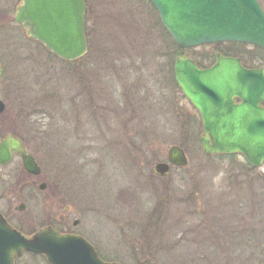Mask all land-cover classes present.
I'll return each instance as SVG.
<instances>
[{
    "label": "rangeland",
    "instance_id": "obj_1",
    "mask_svg": "<svg viewBox=\"0 0 264 264\" xmlns=\"http://www.w3.org/2000/svg\"><path fill=\"white\" fill-rule=\"evenodd\" d=\"M20 3L0 0V127L41 138L38 159L64 178V189H8L0 171V209L24 230L56 222L72 228L77 219L76 231L102 259L120 264H264V165L246 174L253 189H239L243 159L202 152L199 116L170 75L178 48L148 0H85L88 52L76 61L51 56L29 38L14 19ZM232 49L242 59L256 53L249 44ZM216 51L204 45L185 52L206 66ZM250 64L264 66V53ZM124 103L122 126L109 111H123ZM124 132L148 144L126 147ZM171 145L183 148L188 162L159 176L153 165ZM229 173L237 189L223 187ZM231 223L237 242L216 234L217 225L227 230ZM244 224L252 231L239 233ZM215 234L217 250L210 247Z\"/></svg>",
    "mask_w": 264,
    "mask_h": 264
},
{
    "label": "water",
    "instance_id": "obj_2",
    "mask_svg": "<svg viewBox=\"0 0 264 264\" xmlns=\"http://www.w3.org/2000/svg\"><path fill=\"white\" fill-rule=\"evenodd\" d=\"M159 20L179 48L174 80L199 112L198 137L204 154L239 153L252 165L264 161V66L244 67L237 57L215 54V63L201 68L186 48L220 41L248 43L264 49V10L258 0H149ZM84 0H21L14 19L26 34L65 60L86 52ZM2 67L0 64V77ZM235 100H239L236 102ZM0 100V112L4 109ZM11 137L0 142V163L16 148L27 171L37 173L33 158ZM15 146V147H14ZM167 162L153 172L164 176L170 165L185 166L187 158L177 145L166 150ZM44 185H41V188ZM20 204L18 209H23ZM43 253L50 264H120L103 261L82 236L61 233L51 226L28 238L12 228L0 214V264H13L23 252Z\"/></svg>",
    "mask_w": 264,
    "mask_h": 264
},
{
    "label": "flooded vegetation",
    "instance_id": "obj_3",
    "mask_svg": "<svg viewBox=\"0 0 264 264\" xmlns=\"http://www.w3.org/2000/svg\"><path fill=\"white\" fill-rule=\"evenodd\" d=\"M219 44H220V46H223V47L228 45L227 42H221ZM214 45H216V44H214ZM215 53H217V51L214 52V56H215ZM221 54L223 56H232V55H229L227 53H221ZM214 63H215V57H214V60L212 62L208 63V65H206V66L201 65V66L203 68H207V67L212 66ZM235 101L238 102L239 100H235ZM262 106H264V104H262ZM195 112L198 114L197 110H195ZM1 113L2 112H0V115H1ZM198 116H199V114H198ZM199 119H200V117H199ZM0 120H3V119L0 118ZM5 122H7V121L5 120ZM200 126L202 127L201 121H200ZM41 132L42 133L44 132V128H42ZM8 137H11L10 139L12 140V144L10 145V147L14 145L13 142H16L15 140L19 141L21 148L24 150V152L27 155H30L33 158L35 164L39 168V171L37 173H32V172L27 171L24 167L22 155L16 151V148L9 149L10 158L5 163H2V164L0 163V171L3 173L1 180H2V182L8 183V189H20L23 192H27L31 189H35L36 186L40 190L46 189L47 186H50L52 189H64L63 188L64 187V181H63L64 178L61 176V174H60L61 177L57 178L56 175H53L55 173H53V174L47 173L44 170V166L42 165V163L38 159V154L36 152L41 151V148L39 145V142L42 140L41 138L38 139L36 134L31 133V135H30V133L23 131L22 129H20L18 127L17 128H11L9 126V124H6V125L3 124L0 127V142L7 141ZM41 145H42V143H41ZM217 156H222V155H217ZM223 156H232V157L238 156V157H241L243 159V161H244L243 165H244V167L247 168V171H246V173H243L245 180H242L239 183V185H240L239 189L244 188L242 186V184H245L246 185L245 187H247V189H253V182L249 181V177L247 178L246 174H247V172L250 173L249 171H252V168L254 166L249 164L246 161V159L239 154H224ZM262 165H264V162L260 166H262ZM260 166H258V167H260ZM241 173L242 172H239V174H241ZM263 174H264V172H263ZM52 176H54L56 178V182L53 185H50V181H51L50 177H52ZM228 176H229L228 178L225 176L226 177L225 181H227V184L229 187L228 186H223V187H226L228 189H237L238 187L234 188L235 184L234 185L232 184L233 183L232 178L234 176L230 175V173ZM41 185H44V186L41 188ZM61 185H62V187H61ZM229 192H228V194H229ZM68 208H69V206H65L64 210L67 211ZM16 209L21 211L24 209V207H23V209H18V207H17ZM0 214L4 217V219L7 221V223L11 227L15 228L18 232H20L21 234H24L27 237H31L35 232H37L39 229H41L42 227H45V226H51L52 228H55L56 230H58L61 233H71V234H76V235L82 236L84 239H86L90 244H92L94 246L99 257H101V254H100L99 250L97 249V247L95 246V244L93 243V241H91L86 235L82 234L81 232L76 231L77 225L79 224V220H77V219H74L71 221L70 224H71V226H73L72 228L65 227L61 223L56 222L55 224L54 223L53 224H51V223L44 224L43 226H40L37 229L24 230V229L18 227V225L15 224L11 218H9L7 212H3L0 209ZM64 218H65V216H64ZM235 224L231 223L232 226L229 227V229H227V230H223L222 228H220L219 225H217L218 229L216 231V234L218 231H220L221 232L220 236L224 235V239H234L237 242V239L235 238L237 235L234 232ZM251 227L252 226H250L248 224L241 225L239 227L238 232L243 233L244 229L247 230L248 232H251L252 231ZM230 231H232L231 233L233 235V237H231V238L227 237V236H230V235H228V233ZM216 234L213 237H211L213 239V241L215 242V245L210 246V247L211 248L214 247L217 250L219 247L216 246V243H217ZM245 241L247 243V247H249V251L252 252L253 247H251V245H249V242L251 243L250 238L247 237ZM240 243H242V242H240ZM236 244H238V243H236ZM221 247H222L221 250L223 252L231 251V250H227V249L223 248V246H221ZM226 256H229V254ZM13 264H50V263L48 262V260L44 254H34L31 252H25L21 256L15 258Z\"/></svg>",
    "mask_w": 264,
    "mask_h": 264
},
{
    "label": "trees",
    "instance_id": "obj_4",
    "mask_svg": "<svg viewBox=\"0 0 264 264\" xmlns=\"http://www.w3.org/2000/svg\"><path fill=\"white\" fill-rule=\"evenodd\" d=\"M149 2V1H148ZM149 4L151 5V3L149 2ZM151 7V9H153L154 10V12H155V9H154V7L151 5L150 6ZM156 13V12H155ZM156 24H158V26H160L161 27V29H162V31H163V33H164V35L165 36H167L169 39H170V41L172 42V46H173V49H177V46L174 44V42L172 41V39H171V37L169 36V34L166 32V30L162 27V25H161V23H160V21H159V19L157 18L156 19ZM233 45H243V44H240V43H228V45L227 46H225L224 48L226 49L225 51H223L224 49H223V46H220V44L218 43V44H216V45H214L215 46V48L218 50V51H220L221 53H227V54H229V55H232V56H237L238 54H236L234 51H231V50H233L232 49V46ZM213 46V45H212ZM253 50H255V56L254 55H250V57H249V59H242L241 57H240V59H241V61H242V63L245 65V66H247V67H256V66H253L252 64H250V62H252L254 59H256V58H259L260 57V54L261 53H264V50L263 49H261V48H259V47H256V46H253ZM47 53H49V55H51V56H53L50 52H48L47 51ZM198 63L200 64V65H202V63L200 62V61H198ZM144 64V63H143ZM171 69H172V67H171ZM172 72H173V69L171 70V79H173V75H172ZM134 87L136 88V89H139V85H134ZM129 93V92H128ZM133 95L135 96V94L133 93ZM127 96V95H126ZM124 98H125V95H124ZM124 101V100H123ZM125 102H127V101H125ZM135 102H136V104H137V106H135L136 108H138V104H141V103H137L138 101L137 100H135ZM121 103L119 102L118 104H117V106L118 105H120ZM123 111H116V109H113V110H110L109 112H111V113H113V114H117V119L119 120V123L123 126L124 125V123H125V121L127 120V118L125 119H123V116L122 115H124L125 116V114H127V112L125 111L127 108H126V106H125V103L123 104ZM134 111H135V109H134ZM117 112V113H116ZM119 112V113H118ZM123 112V113H122ZM122 119V120H121ZM122 130H124L123 128H122ZM124 134H125V136H126V132H124ZM126 147H128L129 145L130 146H132V145H139V146H141V147H145V145H146V143H147V138L144 136V135H142V134H140V136H138L137 137V139L136 140H138L139 142H136V140H135V138L134 137H132V136H126ZM138 143V144H136V143ZM148 144V143H147ZM125 146V145H124ZM263 195H264V191H263ZM160 214L161 213H159V215L157 216V217H159L160 216ZM255 258H257V257H255Z\"/></svg>",
    "mask_w": 264,
    "mask_h": 264
}]
</instances>
